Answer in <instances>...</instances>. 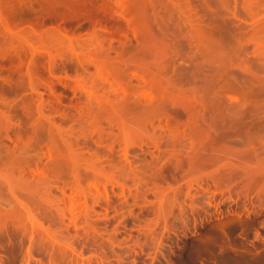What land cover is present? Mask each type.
Masks as SVG:
<instances>
[{"label": "rangeland", "instance_id": "obj_1", "mask_svg": "<svg viewBox=\"0 0 264 264\" xmlns=\"http://www.w3.org/2000/svg\"><path fill=\"white\" fill-rule=\"evenodd\" d=\"M14 1L0 264H264V0Z\"/></svg>", "mask_w": 264, "mask_h": 264}, {"label": "bare ground", "instance_id": "obj_2", "mask_svg": "<svg viewBox=\"0 0 264 264\" xmlns=\"http://www.w3.org/2000/svg\"><path fill=\"white\" fill-rule=\"evenodd\" d=\"M10 1H11V2H10ZM10 1H9V0H0V35L3 33V34H7V36H8V35L10 36V35H11L10 33H14V34L11 35V36H13L12 38H13V40H14V38H15L16 36L18 37L19 35H21V34L24 33V30H23L24 27H22V30H23L22 32H23V33L18 29V30L20 31L21 34H19V32H18L17 30H16L17 32H16V31H15V32L13 31L14 29H17V27H15V26H19L20 24H19V25H18V24L16 25V24H15V21H14V20L12 21V18H10V13L13 11V9H11V8H10V10H12V11L10 12V10H9V7H12V6H13V5H11L12 0H10ZM47 1H48V0H47ZM65 1H66V0H65ZM73 1H74V2H73ZM73 1H72V2H73L74 4H73V3H72V5L70 4V6H72V7H70V8L73 9V7H74V11H75V10H78V11H80V12H81V11H82V12L85 11V12L88 13L89 10H90V12H91V10L93 9L92 14H93L95 17H93V18L90 19V21H91V24H90V25H91L92 30H93V29L95 30L96 28H98V26H100L101 28H103V29H105V30H106V29H109L112 25L115 26L114 23H116L117 21H116V22H111V17H110V16L112 15L111 12L113 13L112 10H115V9H114L115 6H116V8L119 6V5L117 4L118 2L115 3V2L118 1V0H116L115 2H113L114 0H112V1L109 0L108 4H107V1H108V0H107V1L104 0L106 3H104V1H102V3L98 6L99 9H97V10H96L97 7H96V8H95V7L92 8L91 5H90L87 1H86L87 4L85 3V1H82V0H79L80 2H78V3H75V2H77V0H73ZM9 2H10V3H9ZM14 2H21V0H20V1H19V0H18V1H14ZM119 2H120V0H119ZM22 3H23V2H22ZM52 3H53V2H52ZM103 3H104L106 6H105ZM111 3H113V4H111ZM114 3H115L116 5H115ZM53 4H54V3H53ZM88 4H89L90 6H89ZM102 4H103V5H102ZM9 5H10V6H9ZM19 5H21V3H20ZM73 5H74V6H73ZM112 5H114L113 8H112ZM102 6H104V7H102ZM75 7H76V8H75ZM101 7H102V8H101ZM12 8H14V7H12ZM80 12H78V13H80ZM82 12H81V13H82ZM85 12H83V14H84ZM8 13H9V15H8ZM76 13H77V12H76ZM76 13H74V14H76ZM78 13H77L75 16H77ZM81 13H80L79 15H82ZM87 13H85V14H87ZM74 14H73V15H74ZM98 14H101L102 19L105 18L104 16H107V18H105L104 20H100V19L96 16V15H98ZM62 15H63V14H62ZM112 16H113V15H112ZM9 18H10V19H9ZM36 19L38 20L39 18H36ZM113 19H114V18H113ZM9 20H11V21L9 22ZM33 20H34V19H33ZM37 20H35V21H37ZM39 20H41V19H39ZM39 20H38L37 22H33V23H35V24L32 23V25H29V26H31V28L29 27L28 30L26 29V28H28V26H25V31H27V33H28V37H27V35H24V34H23V35H24L25 37H27V39L23 36V38H24V40H23V39H22V35L18 37V38L22 39V41L25 42V45H26V43H27L26 41H28V38L31 37V40H32V37H33V36L35 37V35H31V36H30V33H31V34H32V33H33V34H36V37H35V38H37V35H41V34L36 33V31H39V32H40V31L42 30V28H43V23L41 22L42 20H41V21H39ZM31 22H32V21H31ZM16 23H18V22H16ZM19 23H20V21H19ZM30 24H31V23H30ZM111 24H112V25H111ZM100 27H99V28H100ZM117 27H119V26H117ZM117 27L115 26V28H117ZM19 28L21 29V27H19ZM50 28H51V27H50ZM101 28H100V29H101ZM113 28H114V27H113ZM113 28H112V29H113ZM53 29H54V28H53ZM53 29H51V30H53ZM56 29H57V27L55 28V31H54V32H55V33H59L60 35H62V34L59 32L60 29H59L58 31H56ZM112 29H111V30H112ZM101 30H102V29H101ZM105 30H104V31H105ZM109 30H110V29H109ZM28 31H29L30 33H29ZM98 31H99V30H98ZM104 31L102 30L101 32L106 33V34L108 33L109 36H110V37H109V36L106 35V34H105V35L101 34V35H103V36H106V38L109 37V39H110V38H111V39H112V38L115 39V37H112V36H113L112 34H113L114 31H115V32H114V35L116 34V38L118 37V35H117V34H118L117 32H119V29H118V28H117V31H116V29H115V30L113 29L112 31H109V32H107V30H106V32H104ZM34 32H35V33H34ZM50 32H52V31H50ZM91 32H92V31H91ZM44 33H45V32H44ZM92 33H93V32H92ZM95 33H98V32L96 31ZM16 34H17V35H16ZM42 34H43V33H42ZM48 34H49V32H48ZM50 34L52 35V33H50ZM110 34H111V35H110ZM119 34H120V32H119ZM14 35H16V36H14ZM90 35H91V34H90ZM95 35H96V37H97V34H93L92 38H93ZM2 36H3V35H1V37H2ZM5 36H6V35H5ZM9 36H8V37H9ZM29 36H30V37H29ZM42 36H43V35H42ZM44 36H46V35H44ZM48 36H49V35H48ZM54 36H57V37H54ZM99 36H100V35H99ZM99 36H98V38H99ZM17 37H16V39H17V42H18V38H17ZM34 37H33V38H34ZM46 37H47V36H46ZM51 37H52V36H51ZM53 37H54V38H58V35H57V34H56V35H53ZM90 37H91V36H89V39H90ZM2 38H3V37H2ZM12 38H10V37L7 38V37H6L7 40H8V39H11V40H9V41H10V44H12L13 42H15V41H13V42L11 43ZM38 38H39V37H38ZM38 38H37V39H38ZM101 38H103V37H101ZM106 38L104 37L105 40H106ZM6 39H5V38L2 39V40H3V43L7 41ZM37 39H36L35 41H37ZM40 39H42V38L40 37L38 40L40 41ZM48 39H49V38H48ZM111 39H110V40H111ZM118 39H119V38H118ZM4 40H6V41H4ZM25 40H26V41H25ZM33 40H34V39H33ZM95 40H97V38H96ZM99 40L102 41V39H99ZM9 41H8V43H6V44L8 45V47L10 46ZM35 41H34V42H35ZM43 41H44V40H43ZM97 41H98V40H97ZM28 42H29V41H28ZM121 42H122V41H121ZM18 43H20V42H18ZM32 43H33V41H32ZM14 44H15V43H14ZM27 44H29L31 48L33 47L31 43H27ZM164 44H165V43H164ZM4 45H5V43H4ZM151 45H152V44H151ZM15 46H16V45H15ZM17 47H20V48H16V50L18 49V51H19V49H20V50H21V49L24 50L23 48H21L20 45L17 46ZM22 47L25 48V46H23V44H22ZM74 47H75V46H74ZM103 47H104V46H103ZM6 48H7V46H6ZM11 48H12V47H11ZM31 48H30V50H33V49H34V48L31 49ZM7 49H8V48H7ZM27 49H29V46H28ZM56 49H57V48H56ZM12 50H13V49H12ZM30 50H29V51H30ZM34 50H35V49H34ZM34 50H33V52H29V53H34V52L36 51V50H35V51H34ZM78 50H79V49H78ZM18 51H17V52H18ZM92 51H93V50H92ZM7 52H8V50H7ZM24 52H25V50H24ZM19 53H20V52H19ZM26 53H28V51H27ZM157 53H158V52H157ZM18 55H19V54H18ZM32 55H33V54H32ZM155 55H156V54H155ZM161 59H163V58H161ZM159 61H160V60H159ZM22 63H23V62H22ZM115 63H116V62H115ZM34 64H35V63L33 62V66H34ZM103 64H104V63H103ZM103 64H102L101 67L104 68L105 66H104ZM113 64H114V63H113ZM13 65H14V64H13ZM52 65H53V64H52ZM20 66H21V65H20ZM36 66H38V65H36ZM36 66H35V67H36ZM30 67H31V66H30ZM35 67H34V68H35ZM31 68H32V67H31ZM38 68H39V67H36L35 70L33 69V70L35 71V73H37V74H38V71H37ZM27 69H28V68H27ZM98 69H99V68H98ZM30 70L32 71V69H30ZM99 70H101V69H99ZM105 70H106V69H105ZM34 71H32V73H33ZM36 71H37V72H36ZM29 73H30V72H29ZM108 73H109V70H108ZM33 75H34V73H33ZM33 75H32V76H33ZM110 75H111V74H110ZM153 75H154V74H153ZM34 76L37 77L38 75L36 76V74H35ZM150 76H151V75H150ZM39 78H40V77L35 78V79H37V81H35L36 83L39 82V80H40ZM152 78H153V76H152ZM156 78H157V77H156ZM158 78H159V77H158ZM44 80H45V79H44ZM44 80L41 79L39 83L42 84V83L44 82ZM152 80H153V79H152ZM41 81H42V82H41ZM46 81H47V80H46ZM46 81H45V82H46ZM39 83H37V84H39ZM48 83H49V82H48ZM150 83H151V82H150ZM156 83H157V82H156ZM45 84H46V83H44L43 85H45ZM49 84H50V83H49ZM43 85H42V86H43ZM46 85H47V84H46ZM161 85H162V84H161ZM164 86H165V85H164ZM165 88H166V87H165ZM103 94H104V93H103ZM185 94H186V93H185ZM121 95H122V94H121ZM122 96H123V95H122ZM171 96H172V95H171ZM58 99H59V98H58ZM82 104H83V103H82ZM89 104H90V103H89ZM125 111H126V110H125ZM3 112H4V111H3ZM160 112H161V111H160ZM6 118H7V117H6ZM6 118H5V119H6ZM102 119H103V118H102ZM112 119H113V117H112ZM191 119H192V118H191ZM2 120H3V119H2ZM95 121H96V120H95ZM147 121H148V120H147ZM7 122H8V121H7ZM98 125H99V124H98ZM123 127H124V126H123ZM127 130H128V129H127ZM127 130H126V132H127ZM18 139H19V138H18ZM29 143H30V142H29ZM76 158H77V157H76ZM25 171H26V170H25ZM33 173H34V172H33Z\"/></svg>", "mask_w": 264, "mask_h": 264}]
</instances>
